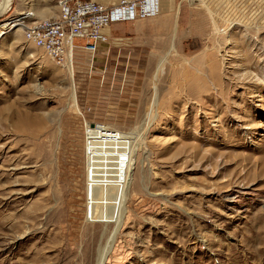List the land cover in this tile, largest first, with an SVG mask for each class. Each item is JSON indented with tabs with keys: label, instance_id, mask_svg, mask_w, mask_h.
I'll list each match as a JSON object with an SVG mask.
<instances>
[{
	"label": "rangeland",
	"instance_id": "obj_1",
	"mask_svg": "<svg viewBox=\"0 0 264 264\" xmlns=\"http://www.w3.org/2000/svg\"><path fill=\"white\" fill-rule=\"evenodd\" d=\"M181 1L164 35L77 48L74 82L2 30L0 264H96L112 233L104 264H264V0ZM24 12L58 0L0 25Z\"/></svg>",
	"mask_w": 264,
	"mask_h": 264
},
{
	"label": "built area",
	"instance_id": "obj_2",
	"mask_svg": "<svg viewBox=\"0 0 264 264\" xmlns=\"http://www.w3.org/2000/svg\"><path fill=\"white\" fill-rule=\"evenodd\" d=\"M58 4V17L32 18L23 24L22 33L28 43L42 49L62 66L72 61L79 47L94 53L97 44L107 39L106 30L111 23L155 16L160 12L159 0H119L111 6L94 0H58ZM75 38L84 39L85 43L76 44Z\"/></svg>",
	"mask_w": 264,
	"mask_h": 264
},
{
	"label": "crops",
	"instance_id": "obj_3",
	"mask_svg": "<svg viewBox=\"0 0 264 264\" xmlns=\"http://www.w3.org/2000/svg\"><path fill=\"white\" fill-rule=\"evenodd\" d=\"M107 6L115 5L119 0H94ZM182 4L181 0H159L160 12L155 16L138 18L130 21L113 22L107 28L106 34L109 36H121L137 31L140 36L152 37L164 35L163 21L167 19L168 14L176 12L177 6ZM154 23H156L154 25Z\"/></svg>",
	"mask_w": 264,
	"mask_h": 264
},
{
	"label": "bare ground",
	"instance_id": "obj_4",
	"mask_svg": "<svg viewBox=\"0 0 264 264\" xmlns=\"http://www.w3.org/2000/svg\"><path fill=\"white\" fill-rule=\"evenodd\" d=\"M11 1L12 0H2L0 2V16L5 12L6 8L11 4ZM30 15H35V13H31V12L25 13V14H23V17L20 16L21 18L15 19V20L11 21L8 24H7V22L2 23L0 25V34L2 35V34L5 33V31H2V30H5L6 28H9L10 30L14 29V27L17 26V25H22L21 27L23 28V24H25L26 17H31ZM20 20H22V21H20ZM16 21L17 22L20 21V22L17 23ZM9 25H11V26H9ZM67 69L70 72V77H71L72 82H74V76H72L73 75L72 74V66L70 65V63L67 65ZM72 89H73V92H74V83H72ZM155 105H156V101H154V106ZM153 108H152V110H150L151 111V116L149 117V119H147L145 117V120H144L145 122L144 123L147 124V126L149 125L150 121L155 117V113L153 111ZM92 133H93V136L100 134V133L94 134V131ZM98 144H99V142L97 143V141L95 139H92L91 142H90L89 155L91 156V159H94V158L96 159V157L98 159H100L97 156V155L101 154V151H100V148H99L100 144L99 145ZM135 149H136V147L132 148V150H131V154H130L131 155V160H132V156L134 155V150ZM93 201H94V204L96 205V209H98V208L100 209V207H102L103 203L100 204V202H95V199H93ZM120 218H121V214H120ZM120 218H119V220H120ZM118 222L119 221H117L116 225L118 224ZM112 236H113V233L108 238V244L107 245H104L102 248H99L98 253H97V258H96V264H101L102 261H103L104 256H106L108 254V251L110 249V244H111V241H112V239H111Z\"/></svg>",
	"mask_w": 264,
	"mask_h": 264
},
{
	"label": "water",
	"instance_id": "obj_5",
	"mask_svg": "<svg viewBox=\"0 0 264 264\" xmlns=\"http://www.w3.org/2000/svg\"><path fill=\"white\" fill-rule=\"evenodd\" d=\"M111 245V244H110ZM105 259H106V256H104V258H103V261H102V263L101 264H104V262H105Z\"/></svg>",
	"mask_w": 264,
	"mask_h": 264
}]
</instances>
